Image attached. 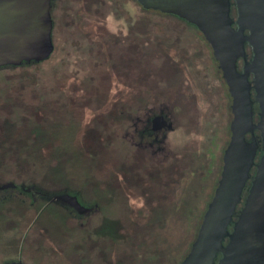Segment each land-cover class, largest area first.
<instances>
[{
	"label": "rangeland",
	"instance_id": "1",
	"mask_svg": "<svg viewBox=\"0 0 264 264\" xmlns=\"http://www.w3.org/2000/svg\"><path fill=\"white\" fill-rule=\"evenodd\" d=\"M122 3L123 12L135 10L141 16L131 0ZM232 13L236 15L235 8ZM141 17L144 56L135 51L129 36L119 45L124 48L117 50L128 70L143 74L145 102L162 97L158 82L177 76L175 70L169 76L161 72L156 79H146L145 74L154 69L150 66L153 51L146 45L152 38L148 28L159 26L165 47L179 42L178 38L179 43L187 42V55L193 61L181 82L180 76L174 78L180 83L172 90L177 95L175 128L168 138L175 159L173 177L160 178L149 170L140 175L131 147L100 141L116 115L94 112L89 95L109 92L120 101L135 82L121 81L120 66H100L95 57L78 60L70 52L62 55L54 31L55 51L48 60L0 71V186L16 187L0 191V263L21 256L24 263L37 264L27 258L30 251L43 252L42 264H180L188 254L220 178L221 154L231 135V101L194 26L173 15L145 12ZM120 24L119 20L109 24L112 41ZM93 41H84L85 48L91 49ZM108 71L112 75L105 80L94 76ZM62 89L66 94H85L76 100L83 103L82 110L68 95L64 103H57ZM21 188L50 194L72 191L87 205L99 204L102 211L81 224L59 205L31 206L29 195L13 191ZM91 233L84 244L83 237Z\"/></svg>",
	"mask_w": 264,
	"mask_h": 264
},
{
	"label": "water",
	"instance_id": "2",
	"mask_svg": "<svg viewBox=\"0 0 264 264\" xmlns=\"http://www.w3.org/2000/svg\"><path fill=\"white\" fill-rule=\"evenodd\" d=\"M51 1L0 0V68L38 64L49 58L53 52ZM138 2L145 10L175 15L197 28L212 50L232 99L231 137L224 152L221 177L196 238L180 264H214L218 254L222 255L218 264L261 261L264 256V0H234L236 22L230 16L231 0ZM245 43L251 47L253 57L250 64H245L243 74H238L236 62L246 58ZM249 74L253 75L252 84L248 82ZM251 88L259 107L256 124ZM255 131L260 133L262 155L244 208L233 222L259 150ZM248 134L249 143L245 141ZM11 187L9 184L3 189ZM56 200L80 213L84 211L69 195L58 196Z\"/></svg>",
	"mask_w": 264,
	"mask_h": 264
},
{
	"label": "flooded vegetation",
	"instance_id": "3",
	"mask_svg": "<svg viewBox=\"0 0 264 264\" xmlns=\"http://www.w3.org/2000/svg\"><path fill=\"white\" fill-rule=\"evenodd\" d=\"M121 2L122 0H114V1L113 0H52L50 4V14L52 20L51 39H52V35L54 36V31H55V35H56L55 41L57 42L59 40L62 43L61 45L62 55L63 53L65 55L70 52V54L76 56V59L78 60L81 57L82 58L95 57L98 64H100V66H110V67H114L115 69L116 66H120L118 70L120 72L119 76L123 78L121 81L123 82L131 81L132 83L135 82V85L130 87L131 88L130 92L126 91V94H122L119 97L120 101L117 100V96H113L109 92L92 93L91 96L90 95L89 97L86 96L88 97V99H90L91 102L90 104L92 105L91 109L94 112L96 111H98V113L102 112V115H108V116L112 114L116 115L115 119L111 118L109 120L110 123L106 127L105 132L103 134H100L102 136V138H100V141L105 145H111L112 143H117V142L126 143L129 147H131L135 151V155L133 156L132 160L136 161L137 164L136 167L139 171V174L141 172L143 173V171L145 170H149V172L151 173L153 172V174L158 175V177L160 178H165L167 176L166 178L170 180L173 177V173H175V159H174V153L169 148L168 138L173 133L175 128V117H174L173 109L175 107V98L177 97V95H174L175 91L173 94L172 90H176V86L178 83L181 82L182 77L189 74L187 72L189 71L188 67L191 66L190 64H192L193 61L187 55V49H186L187 46L186 44H188L187 42L179 43L180 38H178L179 42H169L168 44L169 47L168 45L167 47H165L164 44L162 43L163 38L159 37V34H161V32H158L159 31L158 29H160L159 26L156 27L152 26L151 28H148L149 31L151 30L149 35L152 36V38L151 40H148V43L146 45L151 47L150 49L153 51L154 58L150 59L152 63L150 66H152L154 69L153 72L150 73L149 75L145 74L146 79L150 77L156 79V75L160 74L161 72L168 73L169 76L173 72L175 73L176 70L177 76H180V82L175 81L174 78L177 77L175 75L172 77L169 76L168 77L169 81H166L164 83L158 82L159 87L162 89L161 91L162 97H160V99L157 101L152 100L153 99L152 98L151 101L145 102L142 96L143 85H144L143 74L142 73L133 74L132 71L128 70L127 65L125 64V62H123V54L121 53L120 55L117 48L118 47L124 48L123 45L122 46L119 45L124 44L126 40L123 41V39L129 36L130 37L129 39L131 40V45L134 42L136 45L135 51H137L138 54H140L143 57L145 50V45H144L145 42L143 38L145 29L143 27L144 26L143 17H141L142 14H144L145 12L157 13L162 15H168V14H163L160 13L159 11L145 10L142 7V5L138 2V0H131V2L134 4V6L137 9V13L140 12L141 16L139 15L137 16L135 10L134 12L131 13L123 12L122 6L124 5V3H122L121 5ZM233 8H235L234 0H231L230 16L231 19L234 22H236L237 12L236 15L233 14L232 13ZM112 20H119L122 21L123 23L120 24L121 27L117 30L118 36H115L113 41L110 37L112 33L109 26ZM123 28H125V31H123ZM233 28L237 30V26L235 23L233 24ZM245 35H248V32H245ZM201 37L204 44L210 51L208 54L212 55V57L210 58L214 62V72L216 73V78H218L220 82V87L222 90H224V86L226 87L228 98L232 103V99L228 92V87L223 79L219 65L213 57L212 50L202 34ZM93 38H95L97 42L93 41L92 40ZM69 40L71 42H69ZM86 40L93 41L92 44L93 47L91 49L90 47L88 49L85 48L86 46L84 45V41ZM52 44H53V52L51 53L50 56H52V54L55 51V43L53 42V39H52ZM244 47L246 52L245 60L238 59L236 62V71L238 74H243L245 64H250L253 57L251 47L247 43H245ZM82 60L84 59H81V61ZM111 61L114 63H112ZM176 61L180 63V66H178L180 68L175 67ZM34 64L35 63L26 64V65L30 66ZM22 66H24V64H22L19 67H11V66L2 67L0 68V71L21 68ZM111 75L112 73L108 71V72H104V74L100 76L99 74H95L94 76L95 77L97 76L105 80L106 78H108L107 76L110 77ZM248 82L252 84L253 82L252 74H249ZM206 88H207V84H206ZM169 89L170 92H166V90ZM166 93L170 94L168 99L165 97ZM250 93H251V99L253 100V105H252L253 123L256 124L259 121V107L257 103H255L254 101L255 92L253 88H251ZM64 95H68L69 97L74 99L72 103L75 104L76 108L77 107L79 109L82 108L83 103L78 102L77 104L76 100L79 99L80 97H85V94H83L82 92L80 93L75 92L74 94L71 92H67L66 94V92L62 89L61 98L58 99L57 103L62 100H63L62 103H64ZM106 104L110 105L109 106L110 109H107ZM229 109L231 113V104L229 106ZM85 131H89L88 127L86 126L85 128L83 127L82 133L84 134ZM229 131H230V125H229ZM76 132L77 131H75V133ZM254 135L258 142L259 150L256 154L254 165L251 167L249 171V178L245 183V186L241 193V200L236 207V213L233 218V222L237 220L239 212L244 208L246 199L249 195L252 186V182L257 172L256 166L259 163L262 155V151H261L262 141H261L260 133L258 131H255ZM34 136H36L35 133ZM245 141L247 143L250 142L249 134L246 135ZM225 150L222 152L220 159L221 161L220 177L223 170V156ZM142 173L140 175H142ZM173 182H174V178H173ZM3 186H0V191H9V190L11 191L12 189L16 188L14 185H12L13 187L11 188L3 189ZM21 189L22 190H13V191H16L18 194L29 195L31 199V204H30L31 206L39 202H45V205L47 207L53 204L59 205L62 208V210L67 211L74 218V220H76L78 223L81 222V224L85 222V220H90L92 217L96 216L99 213V211L100 212L102 211V206H100L95 202H92V204L87 205L84 202H82L83 200L78 194L72 191L54 192V194H50L47 190H32L31 188L28 189L21 188ZM121 189L123 190V188ZM154 190H158V189L155 188ZM161 190H164V188H162ZM61 195H69L71 197H74L77 200L79 206L82 207L84 211L80 213L77 210H75L71 205L56 200V198ZM102 220L104 221L105 218H103ZM79 226L81 225L79 224ZM229 231H232V226L229 228ZM92 232L95 233L96 230ZM91 236L92 233L91 235L85 236V238L83 237L84 244L90 241ZM33 242L34 241L29 242L31 247ZM224 244L226 245L227 241H225ZM42 253L43 252H38V251L33 253L32 251H30V253L26 254V256L30 260L34 259L33 261L36 262L37 264H42V261L39 258L42 256L41 255ZM221 258L222 255L218 254L214 261V264H218ZM11 263L26 264L24 263V260L21 256H18L17 259L15 260L3 261L0 264H11ZM250 264H264V256L262 257L261 261L259 260H257L256 262L251 261Z\"/></svg>",
	"mask_w": 264,
	"mask_h": 264
}]
</instances>
